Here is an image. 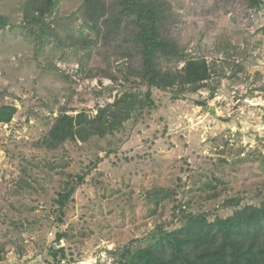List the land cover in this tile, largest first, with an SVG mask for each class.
I'll return each mask as SVG.
<instances>
[{
    "label": "rangeland",
    "instance_id": "1",
    "mask_svg": "<svg viewBox=\"0 0 264 264\" xmlns=\"http://www.w3.org/2000/svg\"><path fill=\"white\" fill-rule=\"evenodd\" d=\"M101 1L93 29L84 0H0V264H122L190 215L264 204V0H158L177 51L157 63L204 59L195 89L149 88L133 15L106 27ZM103 107L106 133L53 145L59 116Z\"/></svg>",
    "mask_w": 264,
    "mask_h": 264
},
{
    "label": "trees",
    "instance_id": "2",
    "mask_svg": "<svg viewBox=\"0 0 264 264\" xmlns=\"http://www.w3.org/2000/svg\"><path fill=\"white\" fill-rule=\"evenodd\" d=\"M115 19L106 20V27L118 28L122 13L132 14V21L138 30L133 33V42L141 46L142 67L138 76L151 88L165 89L180 82L193 85V89L204 85L210 71L204 59L188 58L179 70H162L157 63L160 55H173L177 51L173 42L158 36L156 24L162 8L158 0H117ZM38 13H44L54 0H41ZM101 0H84V15L94 25H98V6ZM114 9V8H113ZM3 23L0 17V25ZM191 89V90H193ZM148 98H150V93ZM117 99L113 106L119 102ZM112 106V107H113ZM109 107L100 108L92 119L84 112L75 117L63 114L58 123L49 129L53 145L76 138L77 133L103 135L113 127ZM16 108L11 104L0 105V123L11 120ZM120 113L122 111L120 110ZM108 114V115H107ZM113 114V113H112ZM81 123L88 126L82 128ZM85 137L80 136V140ZM62 203L63 198L59 199ZM144 247L126 253L122 264H264V204L260 207L251 204L235 209L226 217L216 216L208 220L205 215H190L184 225L171 231L161 230Z\"/></svg>",
    "mask_w": 264,
    "mask_h": 264
}]
</instances>
